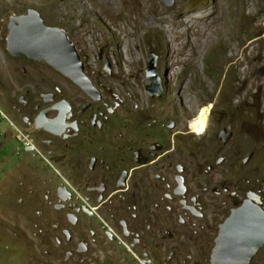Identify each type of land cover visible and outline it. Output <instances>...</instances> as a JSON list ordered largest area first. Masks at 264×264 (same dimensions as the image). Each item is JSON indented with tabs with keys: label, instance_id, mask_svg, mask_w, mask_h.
<instances>
[{
	"label": "flooded vegetation",
	"instance_id": "1",
	"mask_svg": "<svg viewBox=\"0 0 264 264\" xmlns=\"http://www.w3.org/2000/svg\"><path fill=\"white\" fill-rule=\"evenodd\" d=\"M9 34L0 35V81L9 80L0 101L20 125L21 152L14 158L20 167L32 155L61 181L56 207L69 211L54 237L68 248L67 258L221 264L223 225L249 199L264 209V177L246 171L221 182L214 169L208 179L190 177L176 149H167V137L153 140L149 132L124 128L116 117L120 103L110 102L112 88L99 81L98 97H91L49 63L13 55ZM221 137L229 146L234 132L225 129Z\"/></svg>",
	"mask_w": 264,
	"mask_h": 264
},
{
	"label": "rangeland",
	"instance_id": "2",
	"mask_svg": "<svg viewBox=\"0 0 264 264\" xmlns=\"http://www.w3.org/2000/svg\"><path fill=\"white\" fill-rule=\"evenodd\" d=\"M167 1L154 0L158 11L176 14L180 5L187 4L190 11L193 4L208 7L209 4L214 6L217 0H175L173 5H168ZM88 4L90 8L85 10L77 0H0V35L10 33L11 17L26 14L30 8L40 11L48 25L62 27L69 33L89 77L96 84L102 81L113 89L110 102L120 103L116 117L122 118L127 131L141 129L143 134L151 133L153 140L165 141L167 137V149H176L174 154L188 165L190 177L208 179L214 176L213 169L221 182L241 179L246 171L248 176L264 177V41L255 52L248 47L249 52L243 53L235 48L236 41L228 40L224 30L208 48L196 70L191 64L177 66L179 72L172 87L168 73L174 69L168 63L171 51L165 28L160 29L155 21L149 26L152 19L146 21L140 39L142 54L135 65L136 76L128 77L124 72L119 73L116 53L121 38L113 32L116 27L108 25V16L99 13L96 5ZM227 4L225 13L238 15L239 24H232L237 28L234 33L249 35L248 46L255 38L264 36V0H253L252 6L243 8L239 0H226ZM76 9L83 11L81 17L69 14ZM185 14L188 16L189 12ZM81 20L98 30L97 40L90 41L89 36L82 35L74 26ZM0 48H4L1 42ZM233 49L240 53L237 60L245 59L244 65L229 61ZM152 53L159 57L162 96H153L149 90L154 83V79L149 80ZM108 63L112 65V72L107 70ZM207 75L219 80V87L213 93L210 87L200 86ZM62 79L67 78L62 75ZM8 81L4 77L0 89H7ZM251 81L255 88L250 96L231 97ZM201 87L206 96H211L203 104H213V109L206 134L198 136L191 132L189 122L194 117L190 111L192 103L200 100L196 90L202 92ZM77 93H80L79 88ZM173 124H176L174 128ZM16 125L20 126L16 117L0 101V264H89L85 258L69 260L68 248L57 245L55 224L69 211L56 207L60 203L56 193L61 181L54 178V169L32 155L19 167L20 163L14 158L21 152ZM225 129L234 132L229 146L221 137ZM222 158L225 162L220 163ZM248 158L253 160L241 168ZM236 160L240 163L234 166ZM111 257L97 264H125ZM257 260L253 264H264V247Z\"/></svg>",
	"mask_w": 264,
	"mask_h": 264
},
{
	"label": "bare ground",
	"instance_id": "3",
	"mask_svg": "<svg viewBox=\"0 0 264 264\" xmlns=\"http://www.w3.org/2000/svg\"><path fill=\"white\" fill-rule=\"evenodd\" d=\"M80 5L85 6V10H88L89 2L96 5V10L99 13H103L108 16V25H114L116 27L113 32H117L121 38V42L116 53L117 63L119 65V73L124 72V75L136 76L135 65L140 61V55L142 54V46L140 39L143 35V30L146 21L152 19L160 29H166V33L169 39L170 55L168 57L169 66L174 69L168 73L169 84L175 87L174 79L179 70L177 66L183 67L191 64L193 69H197L199 62L208 50L213 46L214 41L218 36L226 30L228 34V40L231 42L236 41L238 51L249 52V48L252 47V51L257 50V46L261 41H264V36L255 38L248 46L249 35L241 36L240 33H234L237 29L239 21L237 16L233 17L231 12L225 13L224 10L228 7L226 0H217L215 5H192L193 9L189 11L187 4L180 5L177 13H165L158 11L157 4L154 0H77ZM253 0H239L240 5L252 6ZM90 8V7H88ZM92 10H94L92 8ZM101 10V11H100ZM189 12L186 16L185 13ZM81 10L72 11V16L81 17L83 14ZM170 14V15H169ZM164 23V27L162 24ZM74 26L84 36H89L88 39L97 40L99 32L96 28L88 24L87 21L81 20L74 23ZM164 29V30H165ZM249 47V48H248ZM230 55L229 61L237 65H244L245 59H238L240 53L236 52ZM175 68L177 70L175 71ZM179 72V71H178ZM247 74V71L244 70ZM245 80V77H243ZM200 86L210 87L212 93L219 87V80L217 77H209L207 75ZM201 87V88H202ZM242 91L237 95H233V98H247L250 96L255 88L254 82L247 83L244 87H241ZM196 90V88H195ZM197 97L200 99L197 103H192L191 114L194 116L190 120V130L198 136L205 135L209 126V119L212 114L213 104H203L205 100L211 96H206L205 93L197 91ZM230 97V100L232 99Z\"/></svg>",
	"mask_w": 264,
	"mask_h": 264
},
{
	"label": "water",
	"instance_id": "4",
	"mask_svg": "<svg viewBox=\"0 0 264 264\" xmlns=\"http://www.w3.org/2000/svg\"><path fill=\"white\" fill-rule=\"evenodd\" d=\"M174 1L167 4L173 5ZM9 31L8 49L13 55L47 62L88 95L98 97L100 89L89 77L86 64L65 29L48 25L40 11L30 8L26 14L11 17ZM158 58L152 53L149 80L154 79V83L149 90L153 96H162L164 92ZM107 70L112 72L111 63ZM263 247L264 209L249 199L224 223L217 257L223 256L221 264H249Z\"/></svg>",
	"mask_w": 264,
	"mask_h": 264
}]
</instances>
